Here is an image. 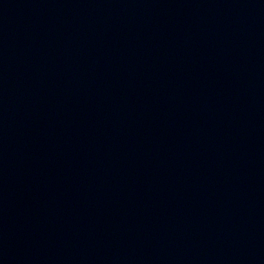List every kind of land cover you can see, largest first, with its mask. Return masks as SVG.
Masks as SVG:
<instances>
[{"label": "water", "instance_id": "1", "mask_svg": "<svg viewBox=\"0 0 264 264\" xmlns=\"http://www.w3.org/2000/svg\"><path fill=\"white\" fill-rule=\"evenodd\" d=\"M0 264H264V0H0Z\"/></svg>", "mask_w": 264, "mask_h": 264}]
</instances>
